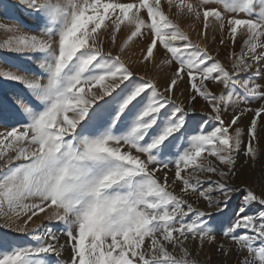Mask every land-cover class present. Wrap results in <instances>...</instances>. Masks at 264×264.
Segmentation results:
<instances>
[{
	"label": "snow or ice",
	"instance_id": "6c2138e0",
	"mask_svg": "<svg viewBox=\"0 0 264 264\" xmlns=\"http://www.w3.org/2000/svg\"><path fill=\"white\" fill-rule=\"evenodd\" d=\"M18 3L40 34L0 23V51L25 56L40 72L0 57V79L23 86L11 99L0 95V231L8 230L0 264H65L66 246L70 264H200L189 244L214 243L218 224L247 253L243 264H264V193L229 183L243 141L238 121L254 111L244 155L255 162L264 104L228 122L222 115L234 103L264 100V84L255 82L264 77V0ZM182 19L202 25L200 41L219 31L221 44L227 32L234 45L242 34L240 51L226 65L208 43L193 42ZM137 40L145 41L137 60H126ZM133 62L175 68L161 89ZM182 82L187 103L177 99ZM198 98L210 108L203 122L193 115ZM236 193L241 203L229 210ZM41 216L64 225V244L34 223Z\"/></svg>",
	"mask_w": 264,
	"mask_h": 264
},
{
	"label": "rangeland",
	"instance_id": "374dc122",
	"mask_svg": "<svg viewBox=\"0 0 264 264\" xmlns=\"http://www.w3.org/2000/svg\"><path fill=\"white\" fill-rule=\"evenodd\" d=\"M0 23L14 25L19 24L20 30L24 33H28L31 35H39L40 34V26L39 24L31 17H29L23 10V6L18 3V0H0ZM182 27L188 30L191 34L193 42L200 41V37L197 35L202 29V25L194 26L193 21L190 19H182L180 21ZM7 38V34L3 31H0V42ZM124 39H126L125 34H121L118 37L117 44L119 45ZM225 43L221 44V34L219 31L216 32L215 40L213 41L211 36L208 37L207 41H200L202 43L206 42L210 45V51L213 54H218L217 58L220 59L223 63L228 65L230 62L228 60L229 54L233 51L239 52L243 43L242 34H238L237 40L235 44L228 39L227 32L224 34ZM143 40H137L135 43L129 45L126 50L124 58L128 60L131 58V61H136L140 49L144 45ZM0 57L9 58V64L20 66L21 68H30L32 71L39 74L40 69L37 64L27 59L25 56L16 53H9L6 51H0ZM132 70L138 75H145V77H152L158 82V87L163 89L168 82V77L171 75L172 71H174L175 65L171 68L164 67L162 70L157 71L151 66L145 67L139 63H131ZM256 83L264 84V77L255 78ZM209 87L212 91L219 94L220 86L215 85L214 83H209ZM23 88L17 82L6 81L0 79V95H5L9 99L14 92L19 91ZM183 90L184 95L181 96L180 92ZM237 91H241L237 89ZM177 99L187 103V97L189 95V86L186 82L180 83L179 87L176 89ZM261 104H264V100H252L248 103H239L232 104L227 106L223 111V119L228 122L231 120L234 113H239L244 108L256 109ZM195 112L194 116L199 119L201 122L208 119V113L210 112V108L207 105V102L202 99H197L194 104ZM254 115V111L245 112L244 115L240 117L238 121L237 127H239L242 131L243 141L240 145L239 151L235 152L234 155V164H235V175L229 177V183L237 188L249 187L252 188L257 194L264 193V118L258 121V147L261 149L260 154L255 162H253L250 158L244 155V145L248 140L247 136V128L250 124V121ZM213 123V122H210ZM213 159L214 158H210ZM215 162V161H214ZM201 177L207 176L206 173H201ZM169 178L171 179V173L169 174ZM218 179L217 176L213 175L212 180ZM207 183H205L204 187H207ZM211 195L214 198H219V193L213 192ZM190 202L194 204V207H198L201 210H208L207 201L200 199L197 200L195 196L189 197ZM241 203V196L239 193L234 194V199L229 204V210L238 209ZM256 206L253 205L252 208L249 209V212H254ZM35 224H43L44 228L51 227L55 235L58 237L61 244H64L67 240L66 235L64 234V225L55 222V221H47L43 216L35 219ZM227 227V224H224L221 227L219 224L217 225V230L214 232L215 242L207 243L203 245L201 248L199 241L190 242L189 247L193 253V258L198 259L200 264H243L245 256H247L246 252H241L237 247L232 243L230 239H227L223 235V229ZM8 231V230H3ZM3 231H0V234H3ZM20 241L26 242V238L22 235L17 236ZM221 245L224 246L221 249ZM227 250V252H225ZM71 257V248L70 246H66L62 256L60 259L65 262V264H70ZM55 257H52L53 262L55 261Z\"/></svg>",
	"mask_w": 264,
	"mask_h": 264
}]
</instances>
